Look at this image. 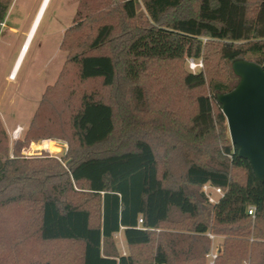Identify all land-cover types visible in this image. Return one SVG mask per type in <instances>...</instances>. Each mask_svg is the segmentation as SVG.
<instances>
[{"label":"trees","instance_id":"16d2710c","mask_svg":"<svg viewBox=\"0 0 264 264\" xmlns=\"http://www.w3.org/2000/svg\"><path fill=\"white\" fill-rule=\"evenodd\" d=\"M12 1L0 0V25ZM153 30L189 37L186 56L202 66L185 69L184 53L152 40L129 80L126 53ZM59 47L63 66L22 137L8 146L0 126V264H207V232L222 237L214 264H264V178L227 140L216 100L238 81L233 60L264 68V0H79ZM210 55L221 63L215 77ZM70 66L83 86L75 103L76 87L61 101L72 142L60 158L24 155L31 141L55 136L46 125L54 113L42 108ZM169 87L192 92L186 120L166 100ZM205 183L223 191L216 202ZM18 206L8 241L6 218Z\"/></svg>","mask_w":264,"mask_h":264},{"label":"rangeland","instance_id":"374dc122","mask_svg":"<svg viewBox=\"0 0 264 264\" xmlns=\"http://www.w3.org/2000/svg\"><path fill=\"white\" fill-rule=\"evenodd\" d=\"M43 1L13 0L10 5L11 13L7 19V24L5 27L2 26L0 30V126L7 134L8 146L12 144L10 140L12 130L19 126L15 124L20 122L22 125V131L19 135V137H22V132L27 128L43 91L46 86L54 84L58 72H60L63 66L66 51L58 47V45L64 31L72 22L79 0H46L44 3ZM32 20L33 23L30 27ZM10 27L14 32L10 30ZM29 27L28 38L26 43H24L27 44V49L20 54L15 63L14 77L8 79L6 76L18 56L20 44ZM21 30L23 32L22 35H20ZM152 40L155 43L154 47L166 46L167 49L169 48V50L165 51L166 53L179 52L184 53V56L187 57L186 50L190 43L189 37L177 33L153 30L150 34L140 36L126 53L125 72L129 80L135 81L137 79L140 69L145 63L146 54L155 50H148L146 47ZM190 59L193 58L187 57L185 59V69L189 68ZM193 60L201 61V59ZM219 61L214 55L208 56L207 63L211 77H215L219 73L217 70L221 68ZM204 65L206 64L204 63ZM76 75L75 69L72 66L66 68L59 83V91L58 88L53 91L50 99L46 101V104L42 108L44 114L48 110L54 113V118L50 121V124H45L49 126L50 131L55 133V136L31 141L27 147H24L27 149V152L23 153L24 155L47 153L50 156L60 158L65 154L68 142L71 143L72 140L70 138L67 116L68 110L62 105L61 101L62 97L66 96L70 90V87H76V90H74L75 94L71 99V103H75L77 91L83 88L82 84L78 83ZM210 76L208 77L210 78ZM71 82H74V84H71ZM170 82L172 83V79ZM93 86H98V82L93 83ZM199 91L209 93L207 86L201 88ZM166 92L168 97L166 100L174 102L186 120L193 109L190 100L192 92L188 93V91L183 90L176 92L171 87ZM40 119L41 121L44 120ZM7 129L10 130L8 133ZM227 140L231 144L228 130ZM31 143L33 145L30 147ZM22 213V209L19 206L11 208L9 211L6 218V230L9 233L6 235L4 232L5 240L10 238L9 240L11 241L12 235L17 231L15 220ZM221 239V236L215 237L214 245H221ZM1 242L3 240L0 239Z\"/></svg>","mask_w":264,"mask_h":264},{"label":"water","instance_id":"95a60500","mask_svg":"<svg viewBox=\"0 0 264 264\" xmlns=\"http://www.w3.org/2000/svg\"><path fill=\"white\" fill-rule=\"evenodd\" d=\"M235 86L217 93L216 100L226 119L230 141L238 155L248 160L259 181L264 178V68L249 60L235 59Z\"/></svg>","mask_w":264,"mask_h":264},{"label":"built area","instance_id":"2783aa9c","mask_svg":"<svg viewBox=\"0 0 264 264\" xmlns=\"http://www.w3.org/2000/svg\"><path fill=\"white\" fill-rule=\"evenodd\" d=\"M202 66V62L200 60L195 61L193 59H190L189 61V69L191 71H196L197 68H200ZM22 131V128L20 126H17L16 128H14L10 134L12 139H16L19 137L20 132ZM44 141V140H43ZM42 141V142H43ZM45 149V148H44ZM202 192L204 193L206 199L208 202L210 203H214L218 200V198L220 196L223 195V191L221 190L220 187L211 185L210 183H205L202 185ZM247 212L250 215H253L254 212V207L253 206H249L247 209ZM138 222H141V218L138 219ZM207 236L210 238L211 240V246H210V250L209 252L206 254V258H207V264H214V259L218 253V251L220 250V245H214V238L216 235H214L213 233L207 232ZM247 264V263H244Z\"/></svg>","mask_w":264,"mask_h":264},{"label":"crops","instance_id":"0c3cea01","mask_svg":"<svg viewBox=\"0 0 264 264\" xmlns=\"http://www.w3.org/2000/svg\"><path fill=\"white\" fill-rule=\"evenodd\" d=\"M11 7V6H10ZM10 7H9V10L7 11V13H6V15H5V18H4V20H3V22L1 23V25H0V30H1V27L3 26V27H5L6 26V24H7V19L9 18V15H10V13H11V9H10ZM36 15V14H35ZM35 17V16H34ZM33 20H34V18H33ZM33 20H32V22H31V24H30V27H31V25H32V23H33ZM30 27L28 28V30L25 32V35H24V38H23V40H22V42H21V44H20V48H21V46L23 45V43H26V40H27V38H28V32H29V29H30ZM10 30L12 31V32H14V30L10 27ZM23 34V32H22V30L20 31V35H22ZM58 47H59V45H58ZM20 48H19V51H18V56H17V58H16V60L14 61V63H13V65H12V67H11V69H10V71L8 72V74H7V78L8 79H11L10 77H9V73H12V72H14V69H15V63H16V61L18 60V58H19V56H20ZM16 71V70H15ZM15 74V73H14ZM15 125H19L21 128H22V125L20 124V122L19 123H16ZM10 129H12V128H10ZM10 130L9 129H7V133L9 132ZM11 141L13 140L12 138L10 139ZM33 145V143H31V145H30V147ZM25 152H27V149H25L24 148V150L22 151V153H25ZM215 237H217V236H215ZM114 238H115V241H116V245H117V248H118V251L121 253V254H126L127 253V247H126V243H125V240H124V238H123V236H122V233L121 232H117V233H115L114 234ZM215 239V238H214Z\"/></svg>","mask_w":264,"mask_h":264},{"label":"bare ground","instance_id":"6f19581e","mask_svg":"<svg viewBox=\"0 0 264 264\" xmlns=\"http://www.w3.org/2000/svg\"><path fill=\"white\" fill-rule=\"evenodd\" d=\"M46 0H44L43 1V3L45 2ZM27 49V44H24L23 43V45L21 46V48H20V53H23V52H25V50ZM10 78H13L14 77V72H12V73H10V76H9ZM42 144V143H41Z\"/></svg>","mask_w":264,"mask_h":264}]
</instances>
